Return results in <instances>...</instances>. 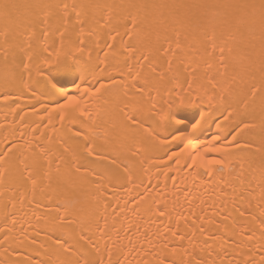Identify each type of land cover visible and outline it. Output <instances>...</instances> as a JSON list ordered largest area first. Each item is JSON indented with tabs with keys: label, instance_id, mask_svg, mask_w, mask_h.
<instances>
[{
	"label": "snow or ice",
	"instance_id": "snow-or-ice-1",
	"mask_svg": "<svg viewBox=\"0 0 264 264\" xmlns=\"http://www.w3.org/2000/svg\"><path fill=\"white\" fill-rule=\"evenodd\" d=\"M9 7L21 6L3 5L5 15ZM22 7L30 13L25 18L26 22L21 21L14 28L6 26L5 29L0 30V39H2L0 53L3 55L0 77L5 85L14 82L18 77L23 91H31L37 100H39V96L36 95L39 91L37 86H42L41 95L55 98V106L51 111L56 114L61 128L68 127L72 132L70 139L75 142V146L65 140L60 145L62 151L53 160L51 159L52 149L40 143L31 149L30 160L27 157L20 160L22 167L15 172L0 165V181L31 182L34 186V172L46 168L45 176L49 181L55 178L57 183H64L76 177L81 181L94 184L97 205L88 209L78 232H63L56 237L55 251L64 257L60 264H123L119 258L113 262L112 257L115 253L112 248L116 247L115 244L112 248L105 247L107 260L101 255L100 246L96 241L104 239L108 225L107 217L102 213L98 214L97 207L102 201L104 190L108 186L115 187L114 181L118 182L121 177L124 184H135L136 187L144 184L143 179H139L137 183L138 177L129 166L128 160L138 161L141 171L145 172L147 170L143 168V165L151 161L157 168L163 167L168 171L172 170V164H175L177 169L183 165L194 170L196 175L203 174L214 178L226 171L231 172L235 162L242 160L244 155H254L253 145L244 141V136L251 124L243 119L235 124L233 121L240 116V106L247 114L250 107L255 108L258 105L264 116V47L261 49L258 63V71L261 74L259 83L247 84L243 76L238 81L235 76L228 75L224 47L216 44L215 29L209 32L202 20L207 15L203 11L206 8L214 9L212 13L214 16L219 15L221 10L227 15L228 9L241 8L246 13L241 22L252 29L256 26L258 13L261 37L264 39V0H259L258 4L243 5L229 3L205 5L196 0L190 3L181 2V0H172V2L161 0L154 3H105L96 0L88 4L73 5L71 15L74 16V21L70 19L67 4L61 6L46 0H33L32 3ZM78 7L81 11H77ZM84 9L88 11L85 12ZM54 17L56 23L52 22ZM70 25L78 27L79 34H84L87 28L89 37L107 30L108 36L113 41L121 36L120 28L122 27L123 36L128 37L125 45V67L128 69L129 76H132L133 69L127 61L135 57L138 50L140 51L136 59L138 71L132 76L131 84L124 80L126 74L119 68L114 70L118 72L120 81L111 73H107L110 83H100L95 68L90 65L87 68L82 67L81 61L86 52L84 41L79 39V36L76 41L68 38ZM190 37L191 43L187 44L189 49L196 48L199 44L208 55H211L208 53L209 46L212 53L217 47L220 52L215 64L211 60L204 61V66L209 72L214 68L216 71L214 75L207 76L206 83L200 84L198 88L193 87L196 69H193L191 73L193 78L185 79L183 84L179 80V73L168 76V73L173 72V65L179 54L184 51L185 42L189 41ZM163 44H167L168 47L164 48ZM157 45L159 47H156ZM99 46L97 41V47ZM104 46L108 49L114 47L107 41ZM153 50L162 53L166 58V69L157 71L152 55ZM128 52H131V55H127ZM87 56L91 61L90 51L87 52ZM107 56L108 53H105L104 58L107 59ZM37 60H39L38 64ZM97 62H99V54H97ZM233 62L239 61L233 57ZM145 64L149 67L147 74H144ZM249 70H257L255 62L249 65ZM100 71L104 73L106 70ZM25 74L28 76L27 82L24 81ZM86 74H91L94 79H97L99 86L84 87L81 92V85L85 83ZM165 82L170 84V87L164 88L167 98L164 99V106L160 109H157L155 103H151L146 110L137 107L128 111V105H122L118 95L112 99L108 97L110 92L119 93L121 89L124 90V96H128L129 90L133 95L141 98L146 91H156L159 95ZM69 85L76 94H71L68 90ZM85 97L87 99H84ZM59 98H63L64 102L60 103ZM10 99L12 96L7 90L0 94V100L5 103ZM45 111L47 112L48 109L45 108ZM105 117L111 123V132L105 129L106 142L110 136L119 146L118 155L112 156L110 162H106L105 154L97 151L95 146L96 122L103 121ZM52 120L53 116L49 113L48 124L51 125ZM77 124L80 128L72 131L71 126ZM52 126L55 127V125ZM212 126H215L216 133L210 140L201 141L199 134L206 127ZM261 126L264 127V119ZM129 129L136 134L129 136ZM80 141L83 142L82 146ZM51 143L50 138L48 144ZM173 144L176 145L177 150L172 149ZM19 149L20 146L13 143L6 152L0 153V160L7 164L12 152ZM257 151L262 153L260 174L261 182L264 184V142L260 144ZM65 153L71 155V168L63 167ZM119 155L124 156L125 159L119 160ZM97 164H106V167L103 171L97 172L94 167H91ZM120 165H123V169ZM82 168L83 172H81ZM262 195H264V188H262ZM129 202L134 204L133 211L143 206H148L151 210L152 206H155L156 213L160 217L167 215L166 210L160 207L153 195L151 180L144 186L143 192H137V195L132 197L131 201L126 200L125 204ZM108 206L105 205V211ZM64 211L70 213L71 205L65 206ZM101 219L104 220L103 225L100 223ZM58 220L60 228H63L65 217L58 216ZM260 226L261 238L264 239V219H261ZM172 235L175 237L179 234L173 232ZM179 238L183 240L184 237L180 235ZM7 240L8 234L5 233L0 244H6ZM105 243L107 245V242ZM169 255H176V250L169 249L165 245L159 253L158 264H165ZM13 264H31V262L25 258L14 261ZM185 264H204V262L189 260ZM243 264H256V262L244 261ZM259 264H264V257Z\"/></svg>",
	"mask_w": 264,
	"mask_h": 264
},
{
	"label": "bare ground",
	"instance_id": "bare-ground-1",
	"mask_svg": "<svg viewBox=\"0 0 264 264\" xmlns=\"http://www.w3.org/2000/svg\"><path fill=\"white\" fill-rule=\"evenodd\" d=\"M32 2L33 0H0V30L5 29L6 26L14 28L21 21H25L30 13L22 6ZM46 2L61 6L67 4L70 19L74 21L75 18L71 15L73 5L88 4L96 0H46ZM100 2L154 3L161 2V0H100ZM164 2H172V0H164ZM181 2L190 3L193 0H181ZM196 2L205 5L222 3L243 5L258 4L259 0H196ZM5 4L21 7H9L5 15L3 8ZM77 11L81 9L78 7ZM203 11L207 15L202 23L209 32L215 29L216 44L224 47L229 77L235 76L239 81L243 76L247 84L259 83L261 74L258 71V63L261 49L264 47V39L261 37L259 28V14H256V26L250 29L246 23L241 22L246 14L244 9H228L227 15L221 10L220 14L215 16L212 14L214 9L206 8ZM52 22L56 23L55 17ZM37 31L39 32V29ZM120 32L121 36L113 41L108 36L107 30L89 37L87 28L84 34H79V28L70 25L68 38L76 41L79 36V39L84 41L86 52L81 66L87 68L90 65L95 68L100 83H110L107 73H111L120 81L118 72L114 70L119 68L126 74L124 80L131 84L132 76L138 71L136 59L140 55L139 50L135 57L127 61L133 69L132 76L127 75L125 45L128 37L123 36L122 27ZM191 40L190 37L189 41L185 42L184 51L177 57L173 72L168 73V76L179 73V80L183 84L185 79L193 78L191 73L193 69H196L193 87L198 88L200 84L206 83L207 76L214 75L216 71L214 68L209 72L204 66V61L211 60L215 64L220 52L217 47L212 53L209 46L208 53L211 55H208L199 44L196 48L189 49L187 44L191 43ZM97 41L99 47H97ZM106 41L114 47L106 48L104 46ZM56 45L59 46L58 38ZM163 47L167 48L168 45L163 44ZM89 51L91 61L87 56ZM105 53H108L107 59L104 58ZM97 54H99V62H97ZM127 55H131V52ZM152 55L157 71L166 69V58L163 54L153 50ZM233 57L239 62L234 63ZM253 62L257 65V70H249V65ZM36 63L38 64L39 60ZM2 65L3 55L0 53V68ZM101 69L106 71L101 73ZM148 72L149 67L145 64L144 74ZM24 81H28L27 74L24 75ZM98 86L97 79H94L91 74H86L85 83L81 85V92L84 87ZM37 87L39 91L36 95L39 96V100L33 97L31 91H23L18 77L7 85L0 77V94L7 90L12 96L7 103L0 100V153L6 152L13 143L20 146L19 151L12 152L7 164L0 160V165L10 168L13 172L22 167L20 164L22 158L27 157L30 160L31 149L40 143L52 149L51 159L53 160L62 151L60 145L65 140L75 146V142L70 139L72 132L68 127L61 128L56 114L51 111L55 106V98L41 95L43 88L39 85ZM165 87H170V84L165 82L159 95L156 91H146L143 98L133 95L131 90L128 96H124L123 89L119 93L110 92L108 97L112 99L118 95L122 105H128V111L137 107L146 110L151 103H155L157 109H160L164 106V99L167 98ZM184 87L186 88L187 85L185 84ZM68 90L71 94H76L71 85L68 86ZM59 102L63 103L64 99L59 98ZM45 108L48 109L47 112ZM49 113L53 116L51 125L48 124ZM240 119L251 124L244 136V141L253 145L254 155H244L242 160L235 162V167L231 172L226 171L213 178L203 174L196 175L194 170L183 165L177 169V166L172 164L171 171L163 167L157 168L151 161L143 165V168L147 170L145 172L141 171V166L135 159L127 161L138 177L137 183L139 179H143L144 184L140 187H136L135 184H124L121 177L118 182L114 181L115 187L108 186L104 190L97 212L107 217L108 231L104 239H97L96 242L105 260H107L105 247L112 248L115 244L116 247L112 248L115 253L112 257L113 262L119 258L123 264H158L159 253L167 245L169 249L176 250V255H169L165 264H173V262L174 264H185L189 260H200L204 264H243L244 261H255L259 264L261 258L264 257V247H262L264 239L261 238L260 226L261 219H264L262 216L264 213V195H262L264 184L261 182L260 174L262 153L257 149L264 142V127L261 126L264 116L258 105L255 108L250 107L247 114L240 106V116L233 121V124L238 123ZM71 127L72 131H75L80 128V125ZM105 129L111 132V123L107 117L103 121L96 122L95 146L97 151L105 154L106 162H110L112 156L118 155L119 146L110 136L106 142ZM216 131L215 126L206 127L199 134V138L201 141H208ZM135 134L133 130H128L129 136ZM50 138L52 143L48 144ZM79 143L82 146L83 142ZM171 147L177 150L175 144ZM118 159L124 160L125 157L119 155ZM64 160L63 167L71 168L70 153L64 154ZM91 167L100 172L105 169L106 164L91 165ZM120 167L123 169V165ZM46 171V168H41L34 172V186L31 182L0 181V241L4 239L5 233L8 234L7 243L0 244V264H13L14 261L25 258L30 260L31 264H60L64 257L55 251L56 237L63 232H78L88 209L97 205L94 184L81 181L76 177L64 183H57L55 178L49 181L45 176ZM83 171L82 168L81 172ZM149 180H151L153 195L157 203L167 212L164 217L156 213L155 206H152L151 210L148 206H143L133 211V203L125 204V201H131L137 192H143ZM67 205L72 207L70 213L64 211ZM105 205H109L106 211ZM58 216L65 217L63 228H60ZM100 223L103 225L104 220L101 219ZM173 232H178L179 235L174 237ZM180 235L184 237L183 240H180Z\"/></svg>",
	"mask_w": 264,
	"mask_h": 264
}]
</instances>
